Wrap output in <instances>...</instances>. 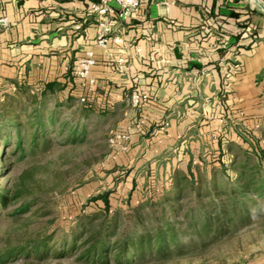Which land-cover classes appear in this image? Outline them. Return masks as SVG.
I'll return each instance as SVG.
<instances>
[{
	"label": "crops",
	"instance_id": "obj_1",
	"mask_svg": "<svg viewBox=\"0 0 264 264\" xmlns=\"http://www.w3.org/2000/svg\"><path fill=\"white\" fill-rule=\"evenodd\" d=\"M163 1L144 0L135 16L114 20L123 43L103 48L92 0H0V17L11 22L0 32L1 100L20 86L39 94L53 81L63 89L47 100L65 98L79 59L94 50L91 104L131 134L108 163L110 201L131 194L133 204L170 189L189 164L193 171L211 150L232 155L245 131L264 129V0ZM134 90L150 97L140 108ZM73 92L84 94L78 78ZM241 264H264V252Z\"/></svg>",
	"mask_w": 264,
	"mask_h": 264
},
{
	"label": "trees",
	"instance_id": "obj_2",
	"mask_svg": "<svg viewBox=\"0 0 264 264\" xmlns=\"http://www.w3.org/2000/svg\"><path fill=\"white\" fill-rule=\"evenodd\" d=\"M74 78L72 71L73 86L67 96L51 108L47 95L63 89L56 81L46 84L39 94L31 95L25 86L18 87L16 94H6V99L0 101L3 160L24 159L50 150L57 144L56 134L66 127L69 129L65 143L85 141L90 131L87 123L73 125L60 118L62 106L72 105L78 97L73 92ZM92 99L91 94L80 107L81 113L86 117L94 112L107 115L106 108L92 106ZM58 124L63 125L61 129ZM260 134L264 137V129ZM260 152L264 157V147ZM12 165L9 160L8 171ZM257 165L256 173L241 172L235 184L221 189L215 180L203 188L189 164L187 173L177 172L172 188L152 192L138 204H131L125 212L110 207L111 192L107 191L91 199L97 203L101 199L105 205L80 214L74 226L64 231L59 239L56 240V233H53L9 245L0 249V264L32 255L38 259L73 257L78 264L169 263L186 251L197 250L199 245L204 249L226 235L229 227H237L241 219L249 218L251 205L255 204L254 196L262 197L264 193V161L259 160ZM29 173L26 170L22 181L14 186H0V217L2 211L14 206L11 216L24 215L34 206L39 207L43 215L52 213L49 209L52 199L30 188ZM186 190L194 192L191 205L182 204L188 198Z\"/></svg>",
	"mask_w": 264,
	"mask_h": 264
},
{
	"label": "rangeland",
	"instance_id": "obj_3",
	"mask_svg": "<svg viewBox=\"0 0 264 264\" xmlns=\"http://www.w3.org/2000/svg\"><path fill=\"white\" fill-rule=\"evenodd\" d=\"M61 97H51L47 104L51 108L57 101L64 99V96ZM82 105L77 97L72 105L62 106L60 118L63 122L68 120L73 125L82 121L87 123L90 131L85 141L65 143L64 137L69 129L66 127V131L59 130L56 134L57 144L48 151L24 159L3 160V155L0 154V186H14L20 183L21 176L28 170L30 188H33L35 193L47 194L52 199L49 207L52 213L48 215H43V211L37 206L24 215H9L15 206L2 211L0 249L53 233H56V240L59 239L64 231L74 226L80 214L99 208L98 205H105L101 199L97 203L91 201L92 198L107 191L112 193L107 179L111 175L108 163L111 162V157L127 147L112 146L110 138L128 130L122 129L119 124L121 120L117 119L119 116L113 114L100 115L94 112L90 117L84 116L80 110ZM58 126L62 128L63 125ZM240 138L242 142L237 143L232 155L226 152L218 154L211 150L204 156L206 161L193 165L196 178L202 182L203 188L215 180L219 188L229 189L237 182L236 178L241 172H257L259 160L264 161L260 152L261 147H264V137L260 132L256 134L250 130L245 131ZM9 160L13 162L10 171L7 169ZM172 187L173 185L170 186ZM185 194L188 198L182 204H193V190H186ZM131 197V194H119L114 201H110V207L114 211L117 208L122 212L128 211ZM254 199L255 204L251 205L249 218L241 219L237 227H229L226 235L204 249L199 245L197 250L186 251L169 263L144 264H241L248 258L264 252V193L262 197L254 196ZM139 202L140 199L137 198L133 204ZM6 264L78 263L73 257L49 256L38 259L32 255L30 258L21 257Z\"/></svg>",
	"mask_w": 264,
	"mask_h": 264
},
{
	"label": "built area",
	"instance_id": "obj_4",
	"mask_svg": "<svg viewBox=\"0 0 264 264\" xmlns=\"http://www.w3.org/2000/svg\"><path fill=\"white\" fill-rule=\"evenodd\" d=\"M144 0H92L91 10L97 16V36L96 44L99 47L106 48L111 42L120 44L123 43V38L114 34V20H126L137 14ZM170 0H164L166 6L170 5ZM11 27V22L7 16L0 17V32L8 31ZM121 70L127 69L126 58L120 57L117 60ZM97 64V58L94 50H85L83 56L79 59L77 66L73 69V74L80 80L81 88L84 94L80 95V102L85 103L93 94L97 80L92 75V70ZM237 70H230L226 73V78L230 79ZM131 104L134 108H140L150 97L144 92L134 90L131 93ZM130 132L117 133L110 138L112 146L126 148V143L130 140Z\"/></svg>",
	"mask_w": 264,
	"mask_h": 264
}]
</instances>
